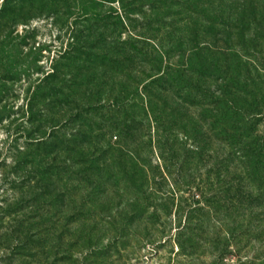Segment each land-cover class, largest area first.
Segmentation results:
<instances>
[{"label":"rangeland","instance_id":"rangeland-1","mask_svg":"<svg viewBox=\"0 0 264 264\" xmlns=\"http://www.w3.org/2000/svg\"><path fill=\"white\" fill-rule=\"evenodd\" d=\"M132 3L143 6L130 47L151 53L158 44L171 58L210 52L206 85L218 94L227 72L239 73L241 105L255 99L261 113L248 132L264 141V0L217 1L191 20L195 6L176 5L164 21L150 16L147 0ZM121 16L117 1L0 0V264H264V235L245 236L242 145L220 129L192 131L201 108L174 92L170 104L186 120L166 121L157 136L130 95L150 67L138 57L119 65L121 78L101 63L130 37ZM190 21L210 37L192 34ZM89 52L100 64L84 62ZM126 52L134 50L119 59ZM54 68L59 79L46 80ZM55 86L63 93L48 96ZM54 126L51 155L36 143L50 142Z\"/></svg>","mask_w":264,"mask_h":264},{"label":"trees","instance_id":"trees-1","mask_svg":"<svg viewBox=\"0 0 264 264\" xmlns=\"http://www.w3.org/2000/svg\"><path fill=\"white\" fill-rule=\"evenodd\" d=\"M7 1V0H5ZM98 3H115L116 1L125 12V16H121L120 25L123 28L130 29V37L128 41L121 42V37H119L118 42L119 47H113L114 49L121 50L117 52L114 58L110 57L109 52H105V56L102 59L101 63L104 66H111L116 71L120 70L122 73V77L125 75L126 70L124 67H120L119 65L125 64V62L134 63L136 59L141 58L147 66L150 67L147 70H142L143 74H146L147 71L149 76H147V80H141L139 84L132 86L133 92L132 101L137 102L140 101L139 105L147 114L149 121L152 124V128L154 132L158 136L160 133H165V122L167 124H171V126H177L179 123L184 122L186 120V116L184 114H180V106L173 107L170 102L173 99L171 97V93L174 92V96L182 99L184 103L196 105L201 108V115L199 120L193 123V127H191L192 131H203L205 128V132H216L220 129V135L223 137H231L230 139L233 141H238L239 145H242L239 152L237 153L239 156L238 160L241 165V169L244 171V178L246 177L248 191L246 192V196L243 200L240 201L242 205V210L244 211L245 216L248 218V222L246 225L245 236L251 237L250 235L253 233L256 234L259 240V237L264 235V141L261 137H253L252 133L249 134L248 130L254 127V122L256 119L260 118L261 113H258L257 102L253 99L252 103L249 105L246 102V106L241 105L240 95L238 84L240 79V74L236 73V75L232 76L230 72H227L226 78H224V82L226 85L222 86L220 92L210 91V86L208 87L206 84L210 81V52H201L205 51V49H199L198 47H193L188 52H181V54L175 58L172 57V52H162L161 45L154 44L156 50L155 52H141L132 46V42H136L140 38V35H137L131 30L133 23H135L134 17L137 15L139 17V13L136 11H142V4L136 6L135 3L126 5L125 0H97ZM135 2H140L141 0H134ZM149 2L148 12L150 16H154L157 20H166L168 17L163 16L162 11H165L168 14H171L174 6H178L181 8H187L195 6V12L191 11L189 14L190 20L192 17V13L195 17L200 16L201 11L210 10V6H212L215 2L220 1V4L225 0H147ZM193 5V6H189ZM139 9V10H138ZM198 11V12H196ZM97 20L101 16L95 14ZM147 15L144 14L142 16V20L145 21ZM120 19V18H119ZM170 19V17H169ZM197 19V18H196ZM191 32L196 37L198 35H205L206 37H210V34H201L198 23L190 21ZM152 23L146 24V30L150 29ZM122 36V33H121ZM204 46H210L209 42H205ZM203 46V47H204ZM200 47V46H199ZM125 50H134V52H126L130 53L121 59L119 57L123 55V51ZM208 50V48H207ZM210 50V47H209ZM76 52H68L67 55L75 54ZM125 53V52H124ZM90 57L88 56L85 59V63L88 65L100 64L99 62V53L94 54L89 52ZM111 55H113L111 53ZM91 56H95L94 59ZM69 59V58H68ZM176 59V60H172ZM74 58L70 57V61L73 62ZM74 62H76L74 60ZM141 66V64H140ZM133 71V70H132ZM223 73V72H222ZM61 72L54 68L50 74H48L46 80L57 81L59 79ZM132 75V72L127 73L129 77ZM129 80V79H126ZM125 86L129 87L126 84ZM57 86L50 90V97H56L59 95L64 87L56 89ZM131 89V88H130ZM53 91L56 93H53ZM61 91V92H59ZM63 93V92H62ZM37 96L42 100H47V94L42 92L41 86L38 88L36 92ZM62 95V94H61ZM245 101V100H244ZM213 105H216L213 110ZM30 112L33 113V107L30 108ZM83 112V111H82ZM214 116V117H213ZM74 120H78L80 116L75 115ZM215 119V120H214ZM256 125V124H255ZM129 128V127H127ZM60 128L58 126L52 127V133L49 135L48 140L38 141V147H43L45 150H49V154L54 155L57 149L59 148V142L52 141L54 137V133L59 131ZM77 137H81V132H79ZM76 137V138H77ZM187 137V136H186ZM40 140V139H39ZM77 141L72 139L71 142H68V151H74L72 146L76 144ZM230 146H232L230 144ZM241 147V146H240ZM162 159L165 160L162 156ZM94 160V159H93ZM134 160V159H132ZM136 163L134 165L133 177L137 175L135 169H137L138 159H135ZM134 162V161H133ZM132 168V169H133ZM134 179V178H132ZM257 189L255 193L253 189ZM263 218V220L261 219ZM263 223V224H262ZM257 239V238H256ZM246 264H255L254 261H249Z\"/></svg>","mask_w":264,"mask_h":264}]
</instances>
